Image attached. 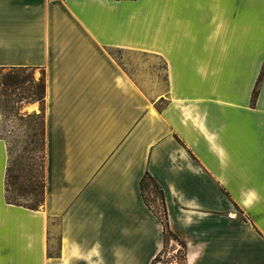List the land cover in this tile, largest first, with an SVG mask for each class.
Returning <instances> with one entry per match:
<instances>
[{"label": "crops", "instance_id": "1", "mask_svg": "<svg viewBox=\"0 0 264 264\" xmlns=\"http://www.w3.org/2000/svg\"><path fill=\"white\" fill-rule=\"evenodd\" d=\"M0 65L45 82L36 208L6 199L0 114V264H152L146 172L184 264H264V0H0Z\"/></svg>", "mask_w": 264, "mask_h": 264}, {"label": "rangeland", "instance_id": "2", "mask_svg": "<svg viewBox=\"0 0 264 264\" xmlns=\"http://www.w3.org/2000/svg\"><path fill=\"white\" fill-rule=\"evenodd\" d=\"M115 55L121 59L120 61L124 64V67L132 75L140 78L141 81L143 78L139 70V64L141 65L143 62L148 66L147 69H149L151 77L155 73H157V77H160L163 64L159 60L135 52L119 51L115 52ZM32 70L35 79L43 75V71L39 67H33ZM27 106V108H24L23 105L18 112H5L1 119V133L7 142L12 174L8 179V193L16 201L33 203L34 200L32 198H41V189H37L35 194L19 191L18 187L21 184L20 178H17V175L22 172V168L26 166L27 162L31 164L32 173H36L39 170L40 164L39 133L41 118L35 117L33 113H40L41 104L36 105V109L31 108L33 105ZM42 115L44 118V112H42ZM144 193L151 208L162 215L160 189L149 183L144 188ZM57 223V219L50 221V250L56 248L57 245ZM152 264H184L182 246L176 240L168 239L166 246L154 258Z\"/></svg>", "mask_w": 264, "mask_h": 264}, {"label": "trees", "instance_id": "3", "mask_svg": "<svg viewBox=\"0 0 264 264\" xmlns=\"http://www.w3.org/2000/svg\"><path fill=\"white\" fill-rule=\"evenodd\" d=\"M32 69H33L32 66L0 65V114L2 119V116L5 114V112H18L19 108H21L24 105V103L30 101H39V103L41 104L40 113H33L35 117L41 118L40 120L41 127L39 133V150H40L39 170L36 173H32L31 164L27 162L26 166L22 168V172H20L17 175V178H20V184H21V186L18 187L19 191H24L27 193L30 192L32 194H35L36 193L35 191L37 189H41L42 192L41 198H32V200H34L33 203H27V202L16 201L14 198H12L9 195L7 184L9 177L12 175L10 159H9V150H8V163H7L6 175H5L6 199L13 203H18L27 207L36 208L40 206L43 201L44 185H45V137H44V118L42 115L44 93H45V82L43 75L40 76L38 79H35L33 77ZM255 95H256V89L253 90L252 101L254 100ZM3 138L5 139L4 136ZM149 183L154 184L160 189L161 192L160 202L162 207V215H160L157 211L153 210L146 199L144 188L148 186ZM139 188L146 205L156 214V216L163 223V247L166 246L168 239L176 240L183 248V260H184L185 243L177 236V234H175L170 229L168 225L164 201H163V193L160 185L151 174L146 172L139 179ZM48 254L59 255L60 251L58 248H53L51 250L48 249ZM155 257H157V255Z\"/></svg>", "mask_w": 264, "mask_h": 264}, {"label": "bare ground", "instance_id": "4", "mask_svg": "<svg viewBox=\"0 0 264 264\" xmlns=\"http://www.w3.org/2000/svg\"><path fill=\"white\" fill-rule=\"evenodd\" d=\"M31 108H35V107H34V105H33V106H31Z\"/></svg>", "mask_w": 264, "mask_h": 264}]
</instances>
